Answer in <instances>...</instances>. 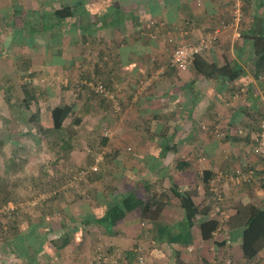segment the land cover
<instances>
[{"label": "crops", "instance_id": "crops-1", "mask_svg": "<svg viewBox=\"0 0 264 264\" xmlns=\"http://www.w3.org/2000/svg\"><path fill=\"white\" fill-rule=\"evenodd\" d=\"M59 1L0 0V56L21 57L23 53L26 58L18 59L22 62L19 72L30 68L33 57H38V64L29 70L36 77H50L53 90L71 80L72 87L86 91L82 92L86 94L84 111L76 101L68 102L81 110L78 115L85 123L93 111L104 114L107 129L102 136L107 142L101 151L106 155L96 154L91 163L71 160L92 169L96 160L100 167L118 163L126 169L123 188L134 193L137 187L146 190L147 185H154L155 176L163 179L172 170V187L189 194L200 208L209 205L205 217L218 218L220 226L213 238L205 240L200 227L206 219L203 215L190 225L181 207L166 209L171 200L179 202L173 192L175 199L168 196L154 219L143 218L138 210L114 234H107L104 227L83 222L94 214L88 199H79L78 209H73L75 198L70 195L64 208L68 219L60 224L67 225L64 232L73 228L76 232L62 250L42 244L39 260L45 264L52 260L59 264H264V249L254 259H246L242 250L249 208H264V197L246 196L247 190L231 191L234 183L230 181L241 165L240 169L252 175L239 185L252 188L259 179L264 184V163L254 152L264 114V65L259 64L264 55L256 54L253 38L262 34L264 40V7L259 0H204L200 6L195 0H85L89 10L85 14L79 0H69L76 16L66 21L70 24L67 30L51 15L60 7ZM237 5L242 20L222 29L202 55L218 69L225 67L227 74L206 77L195 66L186 71L169 67L175 44L210 38L219 25L232 21ZM29 36L34 38L29 41ZM155 73L159 76L152 85L142 86ZM98 83L114 94L120 111L108 99L112 106L107 114L104 106L111 103L101 99V107L95 101ZM44 90L52 93L49 87ZM87 129L85 135L90 137L94 128ZM131 137L134 143L127 147ZM180 161L187 164L182 170L177 167ZM159 169L163 173L155 174ZM112 178L107 181L113 185ZM107 191L99 202L111 199ZM231 199L241 203L244 199L249 205L237 203L221 209ZM53 212L49 210L48 215ZM180 232L185 234L180 236Z\"/></svg>", "mask_w": 264, "mask_h": 264}, {"label": "rangeland", "instance_id": "rangeland-1", "mask_svg": "<svg viewBox=\"0 0 264 264\" xmlns=\"http://www.w3.org/2000/svg\"><path fill=\"white\" fill-rule=\"evenodd\" d=\"M35 35L40 36L39 34ZM29 38V41H31L34 36H29ZM65 40L66 48H68V37H66ZM68 52L69 48L67 50V55L69 56ZM20 54L23 56H0V205L5 204L2 201L4 197H9V202H6L7 204L4 206H0V213H4L2 214L3 221L9 222V213L13 210L18 211V216L22 220V229L27 231L28 227L29 229L31 226L32 228L36 227L34 229V234L37 238L35 241L30 242L28 239L25 241H21L20 239L16 240L17 238H14V235H6L4 237L0 235V264H45L42 260H39V256H42V254H39L41 250L38 251V248L41 245L42 249V244L44 243L55 246L53 241H61V237L65 235L63 227L59 224L64 218L68 219L65 216L67 210H64L68 204L67 201H65L67 196L72 195V197L75 198V200L72 201V204H75L73 209H78L80 204L78 202L79 199L81 200V197H83L82 195L86 196L89 194L90 189H94L93 194L96 193L100 195L101 199H104L101 192L105 191L109 186L111 188L113 187L110 182L108 183V178H115L116 175V180H118L121 174L125 177L126 173L117 165H110V168L107 170H101L96 160V163L92 164L93 167L95 165L98 166L95 172L100 173L99 175H101L102 178L91 179L92 176H86L85 178L72 177L81 166L76 165L73 160H71V157L77 160H86L88 163H91L92 160L95 162L96 154H100L102 157L106 155L102 153L101 149H103L102 135L107 127L102 117L104 114H102V112L100 113L98 110L87 115V117L90 118H88L86 123L84 121L82 125L79 126V136H76L75 140L72 142L74 148L77 147L79 150L77 151L72 148L69 156H66L67 151L62 149L63 141L61 138L62 136L66 138V134L64 135V133L61 134L52 130L51 133L43 136L39 140L36 136L33 137L30 132L33 130H31L28 123H26V118L29 117L31 113L40 110L42 122L51 127V109L56 105L76 101L75 104L84 111L86 105L84 103L85 97L83 96H86V94L82 92L86 91L80 87L74 88L76 85L72 87L71 80L66 83L64 82L57 86V89L55 88L53 90V86H49L52 81L50 77L41 76L43 77L41 78L38 75L36 77L32 74L33 72L29 70L33 69L34 65L38 64V57L32 56L33 59L32 57L31 59L33 60V64L30 63V68L27 70L24 69L23 72H19L18 69L20 66L18 65H22V62L19 63L18 59L20 60L21 58V60H24L26 58L23 53ZM41 62L47 63L48 61L42 60ZM12 66H14V70ZM69 74L70 72L68 71L66 75L69 76ZM63 81L65 80L63 79ZM66 84H68V87ZM25 87L31 88L28 92L29 94L35 91L37 95L36 99H28L29 103L25 102L27 96ZM44 87L52 89V93L48 94L47 90H44ZM99 95L97 98L95 97V101L100 103V98L103 96ZM100 104L102 107V103ZM104 107V112L108 114V110L111 106L105 104ZM80 111V109L77 110L78 114ZM85 116L86 115H84V117ZM87 126L94 128L90 135L91 140L88 135H85L86 131H88ZM132 140V137L129 138V142L126 143L127 147L128 145H133L134 142H132ZM117 156H119V154H116V159ZM240 166L236 169L240 170ZM89 169L91 170L92 168L87 167V170ZM166 171L167 170H165V172ZM89 173L87 175H90ZM162 173L163 170L159 169L158 173L155 174ZM171 174L172 170H170L169 173L167 172V176L163 179L160 176H155L154 179H156L157 182H154L155 184L150 186V190H143V188L139 190L140 187H137L136 193L140 196H161L162 194H166V196L169 195L170 200L175 199V195L172 194L173 192L171 190L173 186V177ZM189 178L194 180L195 176L191 174ZM261 180L259 179L257 182L258 184L252 188H249L247 185L231 184V186H233L231 187V191H238L241 193L247 190L246 196L258 195V197H264V184L261 183ZM205 187L207 189V186ZM249 189H252V191ZM259 191L263 193L259 194ZM231 200L232 203L228 204L226 202L227 206L224 205L221 209L227 210L237 203L241 206L249 205L244 199L242 200L245 204L243 202L241 203V201ZM69 205L71 206V203ZM179 207V202L175 199L173 202L171 200L170 205H167L166 209L176 210L179 209ZM49 210H56V212H53L52 215H48ZM43 220L47 224V227L41 224L44 223L40 222ZM56 262L57 261L52 260L50 263L48 262V264H59Z\"/></svg>", "mask_w": 264, "mask_h": 264}, {"label": "trees", "instance_id": "trees-1", "mask_svg": "<svg viewBox=\"0 0 264 264\" xmlns=\"http://www.w3.org/2000/svg\"><path fill=\"white\" fill-rule=\"evenodd\" d=\"M59 2H60V7L54 9L51 15H54L58 20V22L61 23L62 26L67 30L70 24L66 23V21L72 20L76 16V9L72 6L73 4L69 0H60ZM259 2H260V7H264V0H259ZM78 5L82 7L83 14L89 11L86 6L85 0H79ZM252 32L254 33L255 30L252 29ZM253 38L255 42V52L260 57H262L264 55V40L262 34L253 35ZM204 53L205 51L202 54L197 55L191 66H195L198 72L205 75L206 77H212L218 74L220 75L227 74L225 73V67L218 69L216 64L209 63L204 58H202V55ZM259 64H261L262 66L264 65V57L262 58L261 62H259ZM169 67H171V69L178 70L177 68L171 65V59L169 62ZM151 75L152 74H150L149 76ZM25 88L27 93L25 102L29 103V100L36 99L37 95L35 91L29 94L28 92L31 90V88H27V87ZM101 99L103 101L105 100L109 101L105 97L100 98V100ZM110 106H112V103L110 104ZM50 113H51V122H52L51 127L45 125L42 122L40 110L31 113L29 117L26 118V123H28L30 129L33 130L30 131L33 137L36 136L38 140L41 139L43 136H46L47 134L51 133L52 130L57 131L61 134L64 133V135L66 134L67 135L66 138L64 136H62L61 138V140L63 141L62 149L67 151L66 156H69L70 150L74 146L72 142L75 140V137L78 135L79 133L78 128L80 125H82L84 119L80 115H78L75 104L66 103V104L56 105L51 109ZM106 142H107V138L103 137L102 139L103 145ZM116 165H118V163H116ZM186 165H187L186 163L180 161L177 167L178 169L182 170L186 167ZM108 168H110L109 164L106 167L101 166V170L102 169L107 170ZM123 170L125 171L126 169ZM84 171L85 172L87 171L88 173L90 172L89 174H91L92 172V174H95L96 179L102 178L101 175H99L100 173L95 172L97 170L94 169L87 170V167H79L76 173L72 177L85 178L86 176H90L86 174L83 175L82 173ZM246 171L248 172V170ZM112 181H116L112 185L113 187L111 188L109 186V188H106L105 191L101 192L103 197L105 194H107L106 193L107 190H108L107 192L111 193V199L106 201L105 203L99 202L101 201V198L98 199L97 197L100 195H97L96 193L93 194L94 189L93 190L90 189L89 194H87L86 196L82 195L83 197H81L82 200L83 198L88 199L90 204H92V206L95 207L94 214L92 215V217H88L87 219L83 220V222L85 223L92 222L99 227H104L105 232L107 234H114L117 226L121 222H123V220L127 218L129 214L140 210V212H142L143 218L150 216L151 218L154 219L156 213H160L167 204L166 199L169 195L166 196V194H162L161 196L160 195L138 196L137 193H134L133 189L128 191L127 189L123 188L124 187L123 182L125 181V177L122 174L120 179L118 180H116V175H115V178L113 177ZM149 186L150 184L147 185L148 190H149ZM172 192H174V194L179 198L180 207L183 209L185 213L184 215L185 222H188L190 225H192V223L195 222V220L197 219L198 215L200 216L203 215L202 218L208 215V211H210L211 208L209 207V205H205L204 207L200 208L199 207L200 205L197 206L195 203L191 201L189 194L178 190L176 186L172 187ZM8 200L9 197H4L2 199V201L5 204L9 202ZM5 204L0 206H4ZM249 209H250L249 216L245 223V228L242 234V250L244 257L246 259H254L264 249V208H257L251 206ZM2 214L4 213H0V235L2 237L6 235H14L13 237L17 238L16 240L20 239L21 241H25L28 239V241L30 240V242L36 240L37 237L34 234V229L36 227L32 228L31 226L30 229L28 227V230L24 231L21 225L22 220L18 216V211L13 210L11 211V213H9V217H8L9 222L3 221ZM43 226L47 227V224L44 222ZM60 226L63 227V229L65 227L67 228V225L60 224ZM219 226H220V221L218 218L216 217L208 218V219L206 218L200 225L203 238L205 240H210L211 238H213V233L217 231ZM75 228L77 227L75 226ZM74 232H76V229L74 228L67 229L64 232L65 235L61 237L62 238L61 241H53L54 245H56L57 248L62 250L71 242V236H73ZM179 234L181 236L184 235L185 233L180 232ZM40 250H41V245L38 248V251Z\"/></svg>", "mask_w": 264, "mask_h": 264}, {"label": "built area", "instance_id": "built-area-1", "mask_svg": "<svg viewBox=\"0 0 264 264\" xmlns=\"http://www.w3.org/2000/svg\"><path fill=\"white\" fill-rule=\"evenodd\" d=\"M198 6L202 5L204 0H195ZM233 19L231 22H226L219 25L216 30H214L213 35L204 39L199 43H191V42H180L175 44L172 56H171V65L177 68L179 71H186L192 65L195 57L197 55L202 54L208 47H210L219 37V33L222 29H226L227 27H231L233 25H237L242 20V10L240 5L235 6V9L232 11ZM159 76L158 73L152 74L150 78L142 82V86H151L154 80ZM244 90V89H243ZM95 92L102 95L106 99H110L113 101V107L115 111H120V106L118 105L114 94L106 88L102 83H98L95 86ZM259 131L256 135L254 152L258 156L261 157L264 163V114L259 123ZM94 170H97V167H93ZM252 171H243V169L235 171L233 175L230 176V181L234 184H241L243 182H248L251 179ZM86 174L85 171L82 173ZM104 264V263H103ZM108 264V263H105ZM110 264H117V262H112Z\"/></svg>", "mask_w": 264, "mask_h": 264}]
</instances>
